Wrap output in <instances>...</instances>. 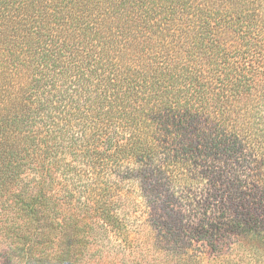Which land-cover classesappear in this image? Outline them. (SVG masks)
Wrapping results in <instances>:
<instances>
[{
	"label": "trees",
	"instance_id": "16d2710c",
	"mask_svg": "<svg viewBox=\"0 0 264 264\" xmlns=\"http://www.w3.org/2000/svg\"><path fill=\"white\" fill-rule=\"evenodd\" d=\"M159 183H251L209 212L264 233V0H0V264H203Z\"/></svg>",
	"mask_w": 264,
	"mask_h": 264
},
{
	"label": "rangeland",
	"instance_id": "374dc122",
	"mask_svg": "<svg viewBox=\"0 0 264 264\" xmlns=\"http://www.w3.org/2000/svg\"><path fill=\"white\" fill-rule=\"evenodd\" d=\"M227 184L195 183L191 189L183 186L174 189L173 185L159 183L160 194L147 199L150 214L147 218L161 230L163 245L170 254L181 258L189 253L202 256L206 258L203 264H264V233L257 239L244 233H232L226 229L223 219L209 212L219 202L242 201L243 193H248L247 207L252 210L250 203L252 195L256 194L252 192V184L235 183L238 188L233 186V191L244 188L239 197L235 194L230 197ZM192 201L197 202V206ZM198 206L209 214L201 218ZM258 213L264 223V206L258 209ZM164 220L168 223L165 224ZM172 262L168 261V264H175L174 260Z\"/></svg>",
	"mask_w": 264,
	"mask_h": 264
}]
</instances>
